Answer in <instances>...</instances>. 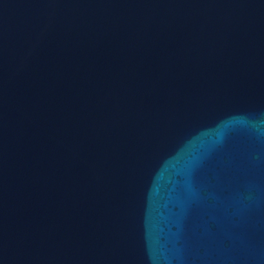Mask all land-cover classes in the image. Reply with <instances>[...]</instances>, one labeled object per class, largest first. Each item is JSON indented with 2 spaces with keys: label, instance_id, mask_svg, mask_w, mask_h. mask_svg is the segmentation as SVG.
Here are the masks:
<instances>
[{
  "label": "water",
  "instance_id": "95a60500",
  "mask_svg": "<svg viewBox=\"0 0 264 264\" xmlns=\"http://www.w3.org/2000/svg\"><path fill=\"white\" fill-rule=\"evenodd\" d=\"M0 264H264V0H0Z\"/></svg>",
  "mask_w": 264,
  "mask_h": 264
}]
</instances>
